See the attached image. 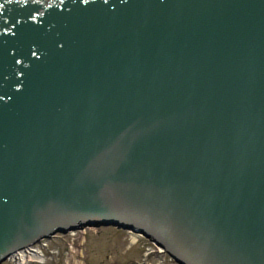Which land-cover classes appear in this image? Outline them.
Returning a JSON list of instances; mask_svg holds the SVG:
<instances>
[{
  "label": "water",
  "instance_id": "95a60500",
  "mask_svg": "<svg viewBox=\"0 0 264 264\" xmlns=\"http://www.w3.org/2000/svg\"><path fill=\"white\" fill-rule=\"evenodd\" d=\"M95 216L264 264V0H0V257Z\"/></svg>",
  "mask_w": 264,
  "mask_h": 264
},
{
  "label": "rangeland",
  "instance_id": "374dc122",
  "mask_svg": "<svg viewBox=\"0 0 264 264\" xmlns=\"http://www.w3.org/2000/svg\"><path fill=\"white\" fill-rule=\"evenodd\" d=\"M65 239V242L55 239L48 244L51 249H57L58 254L46 264H139L141 260L140 243L131 245L128 236L115 229L78 235L74 240L71 236ZM68 252L74 256L69 257ZM150 264L156 263L150 261Z\"/></svg>",
  "mask_w": 264,
  "mask_h": 264
},
{
  "label": "bare ground",
  "instance_id": "6f19581e",
  "mask_svg": "<svg viewBox=\"0 0 264 264\" xmlns=\"http://www.w3.org/2000/svg\"><path fill=\"white\" fill-rule=\"evenodd\" d=\"M69 232H71V230H69ZM36 238V236L33 238V239H31V240H29L28 242H30V241H32V240H34ZM42 238H46L45 236H43ZM21 253V252H20ZM32 253H34V254H38L39 253V250L37 249V250H35V249H31V250H29L28 252H22L21 254H17V255H15L16 257H15V261H17V262H22V263H24V262H28V259L27 258H30V257H27V258H25L26 257V255H30V254H32ZM164 256H165V254H163ZM167 255V254H166ZM39 256H40V254H39ZM31 258H33V257H31Z\"/></svg>",
  "mask_w": 264,
  "mask_h": 264
}]
</instances>
